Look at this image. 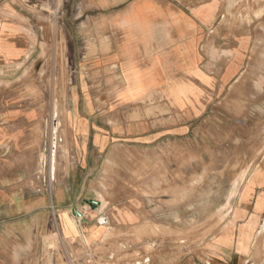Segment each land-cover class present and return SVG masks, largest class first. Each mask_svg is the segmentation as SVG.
<instances>
[{
  "label": "crops",
  "instance_id": "obj_1",
  "mask_svg": "<svg viewBox=\"0 0 264 264\" xmlns=\"http://www.w3.org/2000/svg\"><path fill=\"white\" fill-rule=\"evenodd\" d=\"M57 1L0 0V264H49L54 236L75 264H165L142 245L146 192L191 119L243 92L250 36L217 23L216 0ZM69 73L71 98L54 103L51 80ZM262 183L263 168L243 188L245 239Z\"/></svg>",
  "mask_w": 264,
  "mask_h": 264
},
{
  "label": "rangeland",
  "instance_id": "obj_2",
  "mask_svg": "<svg viewBox=\"0 0 264 264\" xmlns=\"http://www.w3.org/2000/svg\"><path fill=\"white\" fill-rule=\"evenodd\" d=\"M216 1L217 23L224 24L229 32L243 29L250 36L245 71L252 75L246 79L243 92L228 95L227 100L225 97V109L198 112L191 119L189 134L181 136L179 152H166L159 160L163 182L157 190L146 192L150 206L145 210L151 220L146 229L154 237L142 240V245L162 250L165 264H171L173 250L179 251V264H264V212L246 239L242 237V227L249 216L239 212L243 209L239 204L246 181L255 170L264 169V0ZM58 3L54 0L53 10ZM62 65L69 72L73 66ZM51 81L54 103L71 98L66 94V87L73 83L70 73L68 78ZM55 118H62L61 110L53 111ZM56 128L53 127L54 134ZM242 177L245 179L240 182ZM259 194H264V183L250 199L254 201ZM82 206L89 212L86 200H82ZM61 247L54 236L44 254L45 261L75 264L62 256Z\"/></svg>",
  "mask_w": 264,
  "mask_h": 264
},
{
  "label": "bare ground",
  "instance_id": "obj_3",
  "mask_svg": "<svg viewBox=\"0 0 264 264\" xmlns=\"http://www.w3.org/2000/svg\"><path fill=\"white\" fill-rule=\"evenodd\" d=\"M251 4H252V2H251ZM251 11V10H250ZM242 13V12H241ZM246 15V14H245ZM254 15V14H253ZM234 16V15H233ZM237 16V15H236ZM227 17H229V16H227ZM230 18V17H229ZM227 21V20H226ZM238 26V25H237ZM235 30V29H234ZM240 34V33H239ZM243 34V33H242ZM246 34V33H245ZM262 39V38H261ZM223 65V64H222ZM251 65V64H250ZM264 68V67H263ZM246 76V75H245ZM239 88V87H238ZM233 91V90H232ZM235 93V92H234ZM241 93V92H240ZM242 99V98H241ZM244 104V103H243ZM230 111V110H229ZM245 177H246V175H245ZM245 177H242L241 178V180H240V182L241 181H243L244 179H245ZM239 185V183H237V186ZM237 192V191H236Z\"/></svg>",
  "mask_w": 264,
  "mask_h": 264
}]
</instances>
